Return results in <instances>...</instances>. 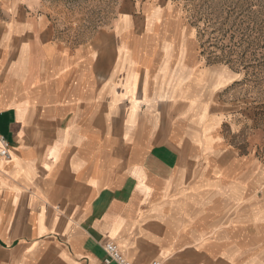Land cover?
Returning a JSON list of instances; mask_svg holds the SVG:
<instances>
[{"label": "crops", "instance_id": "crops-1", "mask_svg": "<svg viewBox=\"0 0 264 264\" xmlns=\"http://www.w3.org/2000/svg\"><path fill=\"white\" fill-rule=\"evenodd\" d=\"M117 28L74 46L0 0V264H105L109 242L132 264H264L244 114L208 112L192 34Z\"/></svg>", "mask_w": 264, "mask_h": 264}, {"label": "rangeland", "instance_id": "rangeland-1", "mask_svg": "<svg viewBox=\"0 0 264 264\" xmlns=\"http://www.w3.org/2000/svg\"><path fill=\"white\" fill-rule=\"evenodd\" d=\"M30 1L55 18L59 37L74 46L115 31L119 23L134 24L142 35L173 32L187 48L192 34L197 94L208 112L244 114L247 128L230 142L243 156L264 160V0ZM129 16L137 22L126 24Z\"/></svg>", "mask_w": 264, "mask_h": 264}, {"label": "built area", "instance_id": "built-area-1", "mask_svg": "<svg viewBox=\"0 0 264 264\" xmlns=\"http://www.w3.org/2000/svg\"><path fill=\"white\" fill-rule=\"evenodd\" d=\"M0 157L9 159L10 158V145L7 139L0 134ZM105 251L107 257L105 259V264L116 263V264H132L130 263L120 252L118 246L109 242L105 245ZM151 264H161L158 261H154Z\"/></svg>", "mask_w": 264, "mask_h": 264}]
</instances>
